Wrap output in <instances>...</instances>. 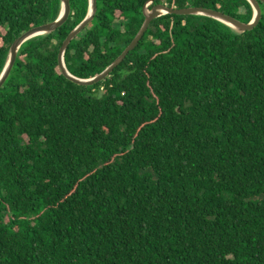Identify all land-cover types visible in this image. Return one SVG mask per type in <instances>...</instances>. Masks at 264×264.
<instances>
[{
  "label": "trees",
  "instance_id": "trees-1",
  "mask_svg": "<svg viewBox=\"0 0 264 264\" xmlns=\"http://www.w3.org/2000/svg\"><path fill=\"white\" fill-rule=\"evenodd\" d=\"M149 0H97L65 64L91 78L129 45ZM243 22L247 0H155ZM24 43L0 88V264H264V4L237 33L164 14L103 81L58 62L89 0ZM60 0H0V75L14 40Z\"/></svg>",
  "mask_w": 264,
  "mask_h": 264
},
{
  "label": "water",
  "instance_id": "water-1",
  "mask_svg": "<svg viewBox=\"0 0 264 264\" xmlns=\"http://www.w3.org/2000/svg\"><path fill=\"white\" fill-rule=\"evenodd\" d=\"M247 1L250 3L253 9V18L249 22H243L229 14H225L219 10H215L212 8H204V7L171 8L166 4L163 3L154 4L155 0H149L144 5V9H143V14H144L143 24L141 25L136 36L129 43V45L123 50V52L100 74L91 78H80L69 72L65 64L64 56L71 41L78 34H80L94 18V15L97 11V0H89V9L86 17L68 34V36L65 38L59 49L58 62L61 72L66 78L79 85L91 86L97 82L103 81L113 72L115 68H117L125 60L128 54L132 50H134V48L139 44L145 32L147 31L150 23L154 19L164 14L201 15L218 20L224 23L225 25H227L228 27H230L231 29H233L237 33H244L246 31H250L258 25V23L262 18V9L260 3L264 4V0H247ZM60 3H61L60 13L55 20L32 27L29 30L22 33L14 40V42L12 43L9 49V53L7 56L4 69L0 75V88L3 87L8 77L10 76L21 46L31 39L53 33L68 20L71 13L70 0H60Z\"/></svg>",
  "mask_w": 264,
  "mask_h": 264
}]
</instances>
